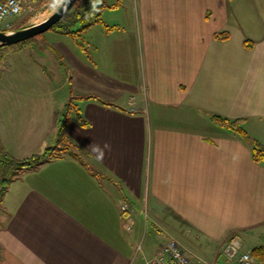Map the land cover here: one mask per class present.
<instances>
[{
    "label": "crops",
    "instance_id": "obj_1",
    "mask_svg": "<svg viewBox=\"0 0 264 264\" xmlns=\"http://www.w3.org/2000/svg\"><path fill=\"white\" fill-rule=\"evenodd\" d=\"M228 2L131 0L129 22H102V35L86 41L95 57L56 45L68 82L90 97L77 104L87 126L72 115L68 127L83 162L63 155L16 171L0 204V264L144 263L163 243L136 254L149 229L196 264H235L224 254L232 243L239 253L264 245V164L211 120H241L264 147V38L252 15L245 31L230 21ZM1 66L2 91L16 89ZM6 102L17 108L0 120L12 129L9 141L7 126L0 131L7 154L22 161L56 146L55 113L68 102L44 119L18 113L20 99ZM90 144L109 146L102 160ZM207 244L212 262L199 257Z\"/></svg>",
    "mask_w": 264,
    "mask_h": 264
},
{
    "label": "rangeland",
    "instance_id": "obj_2",
    "mask_svg": "<svg viewBox=\"0 0 264 264\" xmlns=\"http://www.w3.org/2000/svg\"><path fill=\"white\" fill-rule=\"evenodd\" d=\"M63 0H22V10L19 16L9 18L6 20V24L2 26L1 31H12L19 23L24 24V27L31 26L46 20L51 14L59 7ZM105 3L108 6H116L115 8H105L101 14V20L105 25L112 23L113 20H119L126 24L129 20H124L127 16L125 15V9L130 5L131 0H93V9L96 10L99 5ZM227 6V15L230 12V21L233 23L240 22L242 25L241 30L245 31V18H250L252 15L253 19H256L257 25L255 26V34L258 33L256 39L264 38V0H229ZM110 9V10H109ZM113 9H120V12L110 13ZM233 10L236 13L232 14ZM109 13V14H108ZM128 19V18H127ZM21 26V25H20ZM105 26L101 24H95L88 28L86 33H82L80 38L84 48L89 44H92L93 39L97 36L102 35ZM86 41H88L86 43ZM253 42V41H252ZM248 38L246 40L247 47H251L252 43ZM58 44L65 45L71 53L79 54L77 50L76 40L70 36H64L57 34L52 31H48L43 34L42 38L37 44V49L25 47L23 50L18 52H10L6 55L2 61V68H5L7 78L4 79L5 84H14L16 89L3 90L0 87V120L3 117H8L13 114V111L17 109L13 108L6 99H20L23 101V105L19 108L18 113L25 116H36L45 118L48 115V111L55 109H61L64 104L70 101L72 97L78 96L74 86L68 82L72 80L73 73L71 68L69 71L59 63L56 55L53 54L48 47L55 48V52L62 57V53L58 49ZM46 45V48H44ZM48 46V47H47ZM79 48V47H78ZM84 58L87 56H94L95 53L92 49L87 47L84 49ZM60 52V53H59ZM79 52V53H78ZM64 56V55H63ZM62 60L66 63L65 59ZM96 60V59H95ZM0 64V65H1ZM67 65V63H66ZM3 73V72H0ZM71 78V79H70ZM2 81H0V84ZM45 83V84H44ZM28 99L33 100L30 106H28ZM76 104H79V100L74 99ZM57 104V105H56ZM58 113V111H56ZM55 113V115H56ZM53 116V115H52ZM72 117V115H71ZM5 123L0 124V131L5 129L7 126L6 133L8 134V141L10 140L11 126L7 123V119H4ZM243 127V126H242ZM245 129V127H243ZM27 130L25 127L21 128ZM246 130V129H245ZM247 133V132H246ZM248 134V133H247ZM263 134V133H262ZM251 138L250 135H248ZM49 138V136L47 135ZM264 137V136H263ZM262 137V138H263ZM47 138V140H48ZM56 140V139H55ZM256 141V140H255ZM51 146L55 145V141H48ZM28 151V150H27ZM39 154V153H38ZM37 155V153H30V156ZM66 156H70L66 154ZM167 236L164 234L156 235L153 230H150L140 236L136 243L135 250L140 255L144 251L146 257L151 256V249H145L147 246H157L158 242H167ZM139 249L137 250V248ZM203 250L199 253V257L202 261L208 262L213 261L212 254L215 252L213 245L207 244V247L202 248ZM146 250V251H145ZM230 263V261L228 262ZM139 264H144L140 257Z\"/></svg>",
    "mask_w": 264,
    "mask_h": 264
},
{
    "label": "trees",
    "instance_id": "obj_3",
    "mask_svg": "<svg viewBox=\"0 0 264 264\" xmlns=\"http://www.w3.org/2000/svg\"><path fill=\"white\" fill-rule=\"evenodd\" d=\"M2 1L4 0H0V2ZM43 1L47 2L50 0ZM106 7L110 6L103 3L99 5L96 10H94L93 0H77L71 11L49 31L64 36H70L76 40L77 46L82 47L83 44L80 41V38H82L81 34L91 26L102 23L101 14ZM24 26V24L19 23V25L13 30L21 29ZM42 36L43 34L17 45L1 48L0 64L10 52H18L23 50L25 47H29V49H37V44ZM217 37L220 40H225L228 38V35L226 33H220ZM44 48H46V45H44ZM48 48L53 52V54L56 55V58L62 65L60 56L57 53H54L55 50L52 47ZM74 99L88 100L90 97H72L64 107L63 111L56 113V146L46 149L42 154H37L28 159L19 161L7 154L0 144V204L2 203L8 186L15 178L16 171L21 169L36 168L52 160L59 159L66 154L76 158L79 161H82L76 151V145H74L68 137V127L71 121V115H75L82 126H87L84 119L80 115V109L78 108ZM211 120L215 125L233 132L243 141L250 144L252 146L253 162L264 164V147L259 142L250 139L245 129L242 127L241 120H229L216 115L211 116ZM250 253L258 264H264V245L252 249Z\"/></svg>",
    "mask_w": 264,
    "mask_h": 264
},
{
    "label": "built area",
    "instance_id": "obj_4",
    "mask_svg": "<svg viewBox=\"0 0 264 264\" xmlns=\"http://www.w3.org/2000/svg\"><path fill=\"white\" fill-rule=\"evenodd\" d=\"M22 10V0H4L0 2V31L6 20L19 16ZM123 213L129 211V205L121 207ZM127 232L130 228L127 227ZM139 247L137 248V250ZM135 253L138 254L135 250ZM225 256L229 261L236 259L235 264H258L250 252L239 253V247L234 243L225 249ZM144 264H196L187 254L183 247L174 240L162 243L153 257L144 261Z\"/></svg>",
    "mask_w": 264,
    "mask_h": 264
},
{
    "label": "water",
    "instance_id": "obj_5",
    "mask_svg": "<svg viewBox=\"0 0 264 264\" xmlns=\"http://www.w3.org/2000/svg\"><path fill=\"white\" fill-rule=\"evenodd\" d=\"M76 1L77 0H63L50 17L37 24L23 27L18 30L0 31V49L17 45L48 32L71 11Z\"/></svg>",
    "mask_w": 264,
    "mask_h": 264
},
{
    "label": "clouds",
    "instance_id": "obj_6",
    "mask_svg": "<svg viewBox=\"0 0 264 264\" xmlns=\"http://www.w3.org/2000/svg\"><path fill=\"white\" fill-rule=\"evenodd\" d=\"M89 149L96 155V158L102 160L105 155V148H108V145H105L104 148H101L99 145L90 144Z\"/></svg>",
    "mask_w": 264,
    "mask_h": 264
}]
</instances>
